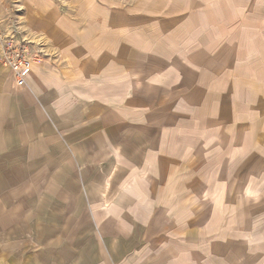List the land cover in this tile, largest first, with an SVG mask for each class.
<instances>
[{
  "label": "crops",
  "instance_id": "crops-1",
  "mask_svg": "<svg viewBox=\"0 0 264 264\" xmlns=\"http://www.w3.org/2000/svg\"><path fill=\"white\" fill-rule=\"evenodd\" d=\"M20 2L25 9L23 27L41 38L47 57L22 88L0 65V180L7 183L5 197L13 196L19 180L43 182L46 176L42 172L19 179V166L55 167V173L45 178L58 183V200L63 204L54 212L74 217L55 223H30L27 216L20 221L17 205L0 201V264H155L146 260L154 249L148 233L157 231L155 225L117 221L115 205L109 211L102 200L112 196L117 181H123V200L131 192L126 176L100 172L101 160L110 159L112 151L106 143L74 141V157L67 159L68 134L74 139L87 134L86 139L94 140L100 134L95 117L104 110L108 123L111 119L106 129L114 134L116 102L123 103L119 110L124 117L155 119L160 112L170 114L166 129L156 126L159 121L154 123L153 134L162 143L175 124L194 126L202 118L203 125L221 126L228 117L232 120L229 110L234 105L221 103L251 100L243 86L258 77V70L264 71V0ZM119 87L126 89L116 92ZM100 103L106 104L100 107ZM165 106H170V113L161 109ZM178 139L171 138L170 149ZM184 139L182 145H190ZM68 162L73 172H67ZM136 166L141 168L140 163ZM146 172H132L138 182L132 191L147 187L149 178L142 177ZM221 174L219 181L226 180ZM208 180L216 181V177ZM70 181L73 191L67 188ZM208 192L204 190L202 197L220 194L216 203L220 204L223 192ZM251 192L248 196L256 197L257 191ZM4 195L0 194V200ZM66 197L74 203L65 204ZM85 199L92 202L96 221L83 220ZM126 209L130 207H124V214ZM22 213H27L24 208ZM241 218L219 221L224 243H216L218 248L211 249L208 243L195 248V253L189 244L193 252L186 262L212 264L223 258V264L232 262L231 257L242 251ZM23 232L32 235L26 249H20Z\"/></svg>",
  "mask_w": 264,
  "mask_h": 264
},
{
  "label": "rangeland",
  "instance_id": "rangeland-1",
  "mask_svg": "<svg viewBox=\"0 0 264 264\" xmlns=\"http://www.w3.org/2000/svg\"><path fill=\"white\" fill-rule=\"evenodd\" d=\"M24 11L20 0H0V32L10 33L16 28L18 21L20 29L26 31L27 38L43 44L39 36L23 27L26 24L22 17ZM44 55L47 57V54ZM124 88L126 89L119 87L116 92ZM243 89L250 93L248 96L252 97L251 100L221 103L223 106L234 105L232 106L234 108L229 110L230 114L234 115L232 120L229 117L227 120L224 119L225 123L221 126L203 125L202 118L196 119L194 126L182 123L176 127L175 124L170 128L171 134L165 138L167 144L165 141L162 143V139L155 137L153 132L156 121L160 122L156 126L166 129L165 125L171 122L170 114L160 112L157 120L153 117H124L119 110L122 102L115 103L114 134L111 133V128L106 129L107 124H111V119L108 123L105 110L100 111L99 116L95 117L99 119L100 134L93 136L94 140L92 137L91 140L86 139L87 134L82 135L83 139L79 136L74 139L73 134H68L65 150L67 159L74 157V141L83 140L84 144L106 143L108 150L112 151L110 159L101 160L100 172L102 176L106 174L126 176V188L131 192H127L123 200L121 196L124 190L123 181L120 183L117 181L113 185L114 188L112 187V196L102 200L109 211L115 205L113 217L117 221L125 219L129 223L145 222L147 227L155 225L157 231L152 232L153 234L148 233L153 239L150 242L154 248L152 253L147 255L148 263L164 264L167 261V264H176L179 259V264H188L186 262L188 255L193 252L189 251V244H193L194 249L203 248V245L208 243L214 244L213 246L211 244V249L218 248L216 243L219 241L224 243L221 237L224 230H221L219 221L232 222L237 218L238 222L239 217H242L243 235L239 242L242 251L235 257L230 256L234 259L232 262L225 263L264 264V71L258 70V77L253 78L247 87L245 83ZM105 104L99 105L102 107ZM161 109L169 110L170 113V106ZM149 113H154L153 108ZM171 138L181 139H178L180 142L174 143V149L169 148ZM184 138L190 141V145H182L181 141ZM152 147L155 150L150 151ZM28 158L29 150L26 151V159ZM138 163L141 168L136 166ZM66 168L68 173L74 170L69 162ZM42 172L46 178L47 175L55 173V167L32 165L18 167L19 179L28 175L32 178L35 173L39 175ZM132 172H137L138 175L146 172L142 174L143 178H149L150 181L146 188L132 191L133 187L138 185L136 179L131 177V174H134ZM220 173L221 177L225 175L227 179L219 181ZM96 176L99 179L100 173L93 177ZM210 176L213 180L216 177V181H209ZM45 178L43 182L19 180L13 196L7 197L4 195L7 192V183L1 178L0 194L2 193L4 197L0 201L3 205H17L20 221H26V216L30 223H55L64 218L70 221L74 215L54 212L59 204H63L58 200V183L45 181ZM73 186V181L67 183V188L71 191ZM206 189L210 193L217 190L223 192L220 204H216L220 200V194L215 195V198L209 195L207 199L202 197ZM250 190L257 191L256 197H250L252 193ZM64 200L67 205L74 203V199L70 197ZM91 203L90 199L84 201L83 209L87 214L84 213L82 217L87 222L97 220V214L90 209ZM125 206L130 207V210L126 209V214ZM23 208L27 213H22ZM46 231L52 233L50 230ZM23 233H20L19 238L20 249H26L27 239L32 237L28 233ZM197 250L195 249V253ZM156 258H159L157 263ZM223 261L224 258L216 262L223 264Z\"/></svg>",
  "mask_w": 264,
  "mask_h": 264
},
{
  "label": "built area",
  "instance_id": "built-area-1",
  "mask_svg": "<svg viewBox=\"0 0 264 264\" xmlns=\"http://www.w3.org/2000/svg\"><path fill=\"white\" fill-rule=\"evenodd\" d=\"M16 23L10 33L0 32V62L10 71L16 86L22 88L27 85L34 68L43 64L46 50L39 41L27 38L26 31L20 29L18 21Z\"/></svg>",
  "mask_w": 264,
  "mask_h": 264
}]
</instances>
